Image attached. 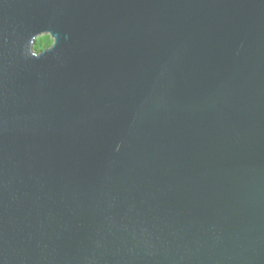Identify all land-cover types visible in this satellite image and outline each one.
Returning <instances> with one entry per match:
<instances>
[{
    "label": "water",
    "instance_id": "water-1",
    "mask_svg": "<svg viewBox=\"0 0 264 264\" xmlns=\"http://www.w3.org/2000/svg\"><path fill=\"white\" fill-rule=\"evenodd\" d=\"M0 264H264V0H0Z\"/></svg>",
    "mask_w": 264,
    "mask_h": 264
},
{
    "label": "trees",
    "instance_id": "trees-1",
    "mask_svg": "<svg viewBox=\"0 0 264 264\" xmlns=\"http://www.w3.org/2000/svg\"><path fill=\"white\" fill-rule=\"evenodd\" d=\"M35 48L39 51H42L43 49L47 48L48 46H51L54 39L49 33L42 34L37 37L36 39Z\"/></svg>",
    "mask_w": 264,
    "mask_h": 264
}]
</instances>
